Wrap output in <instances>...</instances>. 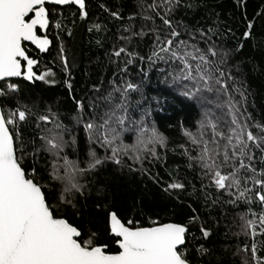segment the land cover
<instances>
[{
  "label": "snow or ice",
  "instance_id": "snow-or-ice-1",
  "mask_svg": "<svg viewBox=\"0 0 264 264\" xmlns=\"http://www.w3.org/2000/svg\"><path fill=\"white\" fill-rule=\"evenodd\" d=\"M73 6L76 11L64 15L63 8ZM100 7L120 22L118 42L105 53L115 66L106 84L102 79L77 97L68 53L56 35L64 85L76 109L73 119L89 144L81 160L66 154L77 140L60 122L59 112L51 105L41 110L19 93L20 81L56 83L51 67L37 71L40 54L50 51L53 26L71 37L77 13L81 21L88 18L86 0H0V98L12 101L0 105V264H193V255L203 261L211 251L199 242L212 236L200 210L212 219L211 211L225 205L246 209L226 225L229 231L238 229L235 237L246 238L233 257H239V264H264V239H257L264 237V122L248 111L247 89L233 73L239 65L231 63L242 41L252 38L253 22L247 23L241 43L228 48L220 42L218 23L205 29L175 18L184 9L195 10V0H134L127 17L119 9ZM92 27L105 30L95 23ZM146 38L150 43L142 52ZM137 62L142 76L149 75L145 63L158 69L165 74L162 82L200 109L194 127L180 125L183 142L174 149L141 105L142 82H133L128 72ZM134 93L140 99L133 103ZM169 151L185 159L196 180L185 183L177 177L163 191L170 197L187 193L199 210L180 201L189 213L179 221L158 214L145 217L136 207L125 217L99 187L93 214L86 215L95 183L89 177L103 165L111 163L121 174L139 173L158 184L151 168L163 166ZM173 199L179 201V195Z\"/></svg>",
  "mask_w": 264,
  "mask_h": 264
},
{
  "label": "trees",
  "instance_id": "trees-1",
  "mask_svg": "<svg viewBox=\"0 0 264 264\" xmlns=\"http://www.w3.org/2000/svg\"><path fill=\"white\" fill-rule=\"evenodd\" d=\"M195 2L198 5L195 10L184 9L178 12L175 18L183 19L187 24L202 26L205 29L210 25L216 27L218 23L222 33L220 42L225 47L235 48L241 43L242 33L247 23L253 22L252 38L242 41L243 47L236 53L231 63L239 65L238 70L233 68V73L247 89L248 111L254 120L264 122V0H195ZM101 4L113 11L119 9L125 17L134 11V0H86L88 18L81 21L77 13L71 37L66 34V29L58 33L53 26L49 32V38L53 41L50 51L40 55L41 65L37 71H43L45 66L51 67L56 73V83L20 81L21 99L30 104L34 103L41 110L51 105L53 111L59 112L60 122L70 129L72 136L76 137V145L73 146L70 142L65 150L69 159L79 157L83 160L89 144L82 125H77L73 119L76 109L64 85L65 75L61 71L57 58L59 42L56 41V35L61 36L68 53V63L71 69L70 80L77 97L89 92L92 85L99 84L102 79L106 84L107 80L112 78L115 66L108 63L105 53L111 50L113 42H118L117 27L120 26V22L114 21L108 13L104 12L100 7ZM75 11L74 6L71 9L63 8L64 15ZM93 23L102 25L105 30L98 31L92 27ZM149 43L150 38H146L140 50L146 52ZM49 61L53 63L49 64ZM139 67V62H137L129 66L128 72L133 82H142L145 99L141 101V105L150 110L151 121L155 122L160 132L168 137L169 149H174L177 144L183 142L180 125L183 124L186 128L194 127L199 118L200 109L194 101H187L181 97L177 90L169 86V83L162 82L165 80V74H159L158 69L150 70L145 63L144 69L149 75L144 77L140 74ZM163 67L160 65V68ZM139 99V93H134L131 97L133 103ZM2 104L11 105L12 101L0 98V105ZM65 138L69 139L67 134ZM100 155H103L102 151ZM161 155H164L163 151ZM162 163L163 166L157 163L154 168H151L154 174L158 173L160 181L158 184L153 183L146 176L141 177L139 173L121 174L111 163L103 165L89 177L95 183L93 184V199L86 202V215L93 214L91 209L95 203V188L99 187H103L112 199V207L125 217L130 214L132 207H136L144 210L145 217L147 215L155 217L158 214L161 218L171 217L179 221L189 213L186 207L179 206L180 201H183L185 205L191 203L199 210L198 204L188 197L187 193L174 192L170 197L163 191L166 183L174 178L178 177L185 183L189 179L196 180V173L187 168L185 159L169 151L167 159ZM196 186L199 187L198 182ZM188 191H191L190 187ZM177 195H179V201L173 199ZM245 210L244 207L234 209L225 205L223 209L216 208L211 211L212 219H209L207 211L200 210L201 218L208 221L206 227L211 229L212 236L207 241L201 239L199 242L205 243L211 251L203 261L193 255V264H239V257L234 258L232 253L235 252L237 244L242 245L246 238L244 236L235 237L232 233L238 229L232 228L229 231L226 225L233 221L237 213ZM255 210L258 212L259 208L256 207ZM137 218H141L139 212H137ZM216 221H219V224ZM196 235L199 237L200 233L197 231ZM257 239H264V237H257Z\"/></svg>",
  "mask_w": 264,
  "mask_h": 264
},
{
  "label": "water",
  "instance_id": "water-1",
  "mask_svg": "<svg viewBox=\"0 0 264 264\" xmlns=\"http://www.w3.org/2000/svg\"><path fill=\"white\" fill-rule=\"evenodd\" d=\"M75 7V6H74ZM34 47V46H33ZM38 51V50H37ZM43 54H45V53H43ZM40 55H42V54H40ZM1 83V82H0Z\"/></svg>",
  "mask_w": 264,
  "mask_h": 264
}]
</instances>
